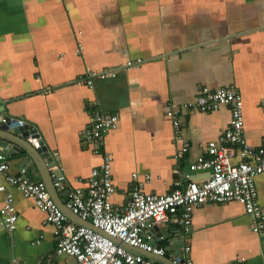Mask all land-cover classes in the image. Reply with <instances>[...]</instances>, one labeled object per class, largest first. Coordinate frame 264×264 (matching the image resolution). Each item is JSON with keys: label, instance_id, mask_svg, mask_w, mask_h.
I'll list each match as a JSON object with an SVG mask.
<instances>
[{"label": "crops", "instance_id": "0c3cea01", "mask_svg": "<svg viewBox=\"0 0 264 264\" xmlns=\"http://www.w3.org/2000/svg\"><path fill=\"white\" fill-rule=\"evenodd\" d=\"M129 60L135 64L127 66ZM87 69L114 75L87 86ZM229 85L243 98L244 138L263 144L264 0H0V111L23 121L14 126L17 133L0 122V153L10 166L0 173V185L12 193L17 211L12 231L0 224V264L14 258L19 264H76L73 256L56 253L54 226L7 175L24 168L29 179L45 183L70 221L88 226L66 203L69 190L86 187L91 169L102 161L101 152L80 138L91 110L118 115L102 149L112 156V201L120 204L134 181L146 192L170 190L175 165L183 178L205 176L188 166L204 153L205 142L225 130L230 111L188 104L202 86ZM170 108L179 109L183 141L172 136ZM31 135L43 141V156ZM181 143L188 150L176 161ZM53 164L61 167L63 189L53 186ZM254 180L264 208V172ZM3 198L0 191V206ZM179 220L172 215L151 232L164 255L135 252L173 264L172 255L189 244L193 264H264V230L253 233L252 219L237 201L200 204L187 228Z\"/></svg>", "mask_w": 264, "mask_h": 264}, {"label": "built area", "instance_id": "2783aa9c", "mask_svg": "<svg viewBox=\"0 0 264 264\" xmlns=\"http://www.w3.org/2000/svg\"><path fill=\"white\" fill-rule=\"evenodd\" d=\"M80 50L79 46L76 52L80 53ZM125 64L132 66L135 62L129 60ZM109 74L114 75V71L87 69L82 82L91 86L95 78H103ZM188 106L201 111H213L226 106L230 111L225 130L216 139L205 142L204 153L199 154L188 166L190 172L204 173L205 176L196 179L185 175L186 180H183L182 171L175 165L172 172L176 178L173 179L170 190L146 192L142 189L141 181H134L129 198L120 204L112 201L116 190L112 179V156L102 149L106 134L118 127V115L96 107L91 110L80 138L95 153L101 152L102 161L91 169L86 187L69 190L66 203L72 214L88 220L91 225H77L70 221L49 194L45 183L29 179L24 168L19 170L18 175L6 176L9 184L17 187L24 196L33 199L36 207L45 214V221L54 226L57 254L73 256L76 264H158L129 248L157 256L164 255L166 249L152 241L150 229L176 214L180 216L178 223L187 228L191 224L193 210L206 201H237L251 217L253 233L259 234L264 230V208L258 203L254 180L256 175L264 172V143L254 146L244 138L241 93L234 85L215 89L202 86L196 100ZM260 107L264 115V99L260 102ZM166 115L171 120L173 138L183 141L179 109L170 108ZM1 123L14 128L22 125L23 121L3 114ZM187 150V144L181 143L174 151V159L181 160ZM9 167L5 155L0 153V173L8 171ZM50 175L53 186L63 189L65 177L61 167L53 164ZM135 176L136 173H132V178ZM148 178L149 175H145V179ZM0 191L4 192L0 206V224L12 231L17 221L13 195L3 185H0ZM189 251L190 245H183L180 252L172 255L171 262L193 264ZM12 264L19 262L14 258Z\"/></svg>", "mask_w": 264, "mask_h": 264}, {"label": "water", "instance_id": "95a60500", "mask_svg": "<svg viewBox=\"0 0 264 264\" xmlns=\"http://www.w3.org/2000/svg\"><path fill=\"white\" fill-rule=\"evenodd\" d=\"M2 117H3V113L0 111V122H1V119H2ZM3 129H10L9 131L10 132H12V133H17V129L16 128H9L7 125H5V124H2V126H1ZM22 127V126H21ZM36 134L38 135V133H37V131H36ZM21 137H23L24 139H27L28 138V136H24V134L21 132ZM33 138H37L35 135H31V136H29V140L31 141V143H32V146H34L35 147V149H36V151L38 152V153H40L42 156H43V153H42V146L44 145V143H43V141L42 140H40V139H33ZM11 142H13V140H11ZM21 147V146H20ZM21 149H23L24 151H28V150H26L25 148H23V147H21ZM49 154V153H48ZM28 155H30V153H29V151H28ZM50 155V154H49ZM86 221V223L88 224V225H91L90 224V222L88 221V220H85ZM159 229V227L156 225V226H153L151 229H150V232H152L153 233V231H157ZM153 239V238H152ZM153 242H155V240L153 239L152 240ZM127 248H129L128 246H126ZM129 249H131V250H136V251H138V249H135V248H129ZM178 252H180V251H178Z\"/></svg>", "mask_w": 264, "mask_h": 264}]
</instances>
